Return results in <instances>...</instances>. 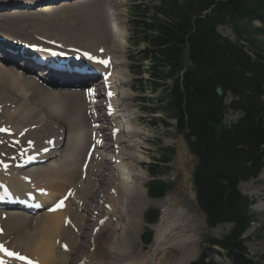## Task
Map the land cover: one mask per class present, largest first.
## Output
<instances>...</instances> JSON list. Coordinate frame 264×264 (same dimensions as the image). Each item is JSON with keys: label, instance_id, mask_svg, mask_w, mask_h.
<instances>
[{"label": "bare ground", "instance_id": "1", "mask_svg": "<svg viewBox=\"0 0 264 264\" xmlns=\"http://www.w3.org/2000/svg\"><path fill=\"white\" fill-rule=\"evenodd\" d=\"M39 1L43 2V5L38 8L41 14H36V11L33 12L34 15H32L33 13L30 15L19 13L12 20L14 24L9 25L0 22V29L12 30L24 35L23 39L14 40L13 44L0 46V57L4 59L3 62H0V129H7L12 133L11 136H6L0 131V159L4 164L5 158L12 160L11 155L15 154L14 151L17 155L20 150L27 155L39 153L42 149H48V152L45 155H38L41 159L45 158L43 164L23 169L25 171L19 173L13 171L2 172L1 165L0 182L9 183L16 194L31 189L53 203L64 197L63 206L55 208L54 211H50L51 208H46L40 212L27 215L0 210V241L5 249L25 255L37 264H71L72 262L80 264L82 259L86 260V264H110L108 261H98V257L105 259L106 257L103 255H110L114 245L108 247V241L105 240L97 248L103 253L99 255L101 251H97V253L95 251V243L99 238L95 235L101 227L102 229L106 227L110 218L113 221L118 218L117 213L112 216L108 215V213L115 212L110 201L113 197L115 200L119 198V200H122L121 193L125 189L128 194L127 200L129 201L130 198L131 204L133 200L144 207L154 203L160 209L158 222L152 225L153 237L151 243L145 245L141 241L140 232L136 236L139 245L142 247L141 253L144 254L147 250V255L144 256L142 264H155L154 260L160 249L168 246L167 250L170 252L176 246L175 244L180 247L182 243L193 240L192 238L198 234L197 230H202L204 227V222L200 218L198 219L195 212H188L183 204L182 197H178L173 193H168L157 201L146 198L143 186L148 180L147 175L130 171L128 156L124 157L123 155L125 151L127 153L131 152L130 157H133V162L136 161L134 167L136 166L140 171H143L142 166L148 161L140 156V152L145 154V146L138 141L143 132L135 127L137 117L130 110L134 96L127 92L123 94L115 91L114 93L112 89L113 85H126L128 82V79H123L125 77H119L115 69L116 65L126 64L125 49H120L126 39L119 34V26L111 25L114 34L111 37L113 40H109L104 8L97 0L62 1L60 4L58 2L51 3L53 0ZM114 1L115 4H120L119 0ZM9 4V0H0V9L9 6ZM64 9L67 11L79 10L80 13L78 12L79 15L74 16L66 13ZM2 12H5V9ZM16 12L18 11L12 13ZM109 13L112 15V12ZM48 15L52 16L42 17ZM71 18L78 20L76 21L78 22L77 28L70 24ZM57 28L60 31L51 30ZM38 31L43 34V38L42 35L35 34ZM25 35L37 37L44 41V46L49 48L51 54H67L70 51L68 48L73 47L82 51H92L96 58H108L107 56L114 53L118 54V57L123 58V60L122 62H112L113 72L106 81L100 80L92 84L89 83L88 86L90 87L87 89L89 100L86 101L82 92L77 91L80 84L78 86L70 85L87 81L35 66L27 59V57H32L41 61L45 58V55L38 49L31 53L21 51L19 45L23 42L28 45L30 43L28 36ZM46 35H57L58 38L52 39L46 37ZM62 38L64 39L60 41ZM50 41H53L55 45L47 44ZM111 42L113 43L111 44ZM75 43H84L86 47L80 48ZM99 43H102L104 47L99 45V51L93 50L96 49L95 46ZM120 44L122 45L120 46ZM8 50L15 52L14 59H12V55ZM22 64L29 65L28 68L39 69L40 73L49 74L50 76L41 78L39 75L29 72L26 69L27 66L23 67ZM58 81L63 84L66 83V85H60ZM101 88H106L107 91H103ZM101 94L106 97L105 103H110L108 104L110 108H105L103 111L106 116V111L111 110L112 116L104 118L105 121L113 123L110 127V133L99 129V126L103 127L104 125H93V128H91L90 123L95 122L94 119H88L87 115L88 109L90 112L91 110L96 111L102 106L100 99L95 101L92 99ZM126 94L131 95V97L126 96ZM33 102H35L36 107L32 106ZM26 109L28 114L23 113ZM2 118H6V121L1 122ZM121 118L126 121L129 120L133 125L130 132L135 139H129L133 147H130L129 143L123 139L125 128L121 122L116 121V119L120 120ZM95 128L97 129L96 136L94 135V138H92ZM64 134L66 135L65 140L64 136L62 137ZM112 135H114L113 145L115 146L110 151L116 152L114 159L108 158L104 152L105 150H102V145L106 144L108 138ZM169 143L170 141L166 144ZM91 145L94 146L92 153L88 151ZM113 145L110 146L113 147ZM178 153L180 152L178 151ZM36 160L32 159L33 162ZM128 174H131V177ZM122 175L132 180L130 182L131 186L134 183L129 189L124 185L125 182L122 183ZM115 179L118 181H115L112 186L106 187L107 181ZM263 179L264 174L261 172L256 180ZM238 187L245 192L246 186L243 183H240ZM98 188L103 190H98ZM70 190L71 195H69ZM108 190L110 194H107L105 199L103 195ZM254 190L258 194V192L264 190V187L257 186ZM93 198H99V201H91ZM30 201L31 203L37 202L36 199ZM94 206L98 209L91 211L92 217L88 220L86 217L87 212H89L90 207L94 208ZM258 208L264 210V204L258 205ZM119 210L123 212L120 206ZM142 210V208H139L137 212L139 220H141L139 214ZM3 213H6V216ZM137 218L132 214L131 217L128 216V227L129 225L133 227L138 225L139 220ZM66 219L69 221L68 223L65 222ZM103 221H105L104 224ZM95 226L97 228L93 229ZM19 227L23 229L26 227L34 228L38 230V234L33 235V233L27 232L17 234L16 229ZM139 229L140 226L138 225L136 231ZM116 230L123 234L118 237L117 250L111 259L114 260L115 257H118L120 259L118 264H133L129 262V258L125 257L127 253L125 249L130 245H124L125 241L130 240L125 221H123L121 227L115 228L113 224L108 236L113 237L112 233ZM91 231L93 238H85L83 234L90 235ZM4 232L6 233V240L2 237ZM78 238L87 243V250H92L90 254L97 257L89 254L79 255V252H81L79 241L81 240L78 241ZM84 238L85 240H83ZM172 244L174 246H170ZM104 250L107 251V254L104 253ZM194 251L195 248H193V253ZM136 255H139V253ZM184 261L181 255L178 262L184 264ZM5 263L21 264L15 259L9 258L5 259Z\"/></svg>", "mask_w": 264, "mask_h": 264}, {"label": "trees", "instance_id": "2", "mask_svg": "<svg viewBox=\"0 0 264 264\" xmlns=\"http://www.w3.org/2000/svg\"><path fill=\"white\" fill-rule=\"evenodd\" d=\"M158 1L159 6L151 13L145 8L132 26L133 38L143 33L142 41L149 47L142 56L149 59V90L167 88L170 79L166 106L177 129L188 131L185 139L197 159L193 171L197 200L207 224L233 222L232 231L216 243L237 264H252L242 255L238 238L253 219L250 202L235 187L255 177L264 165V52L252 39L261 31L252 22L264 23V0ZM218 26L227 27L236 41L222 37ZM241 39L250 44L254 58ZM218 86L220 96L215 92ZM225 93L232 96L227 105ZM226 109L241 114L228 127L221 122ZM164 190L161 182L147 187L152 197ZM193 264L215 263H205L201 256Z\"/></svg>", "mask_w": 264, "mask_h": 264}, {"label": "rangeland", "instance_id": "3", "mask_svg": "<svg viewBox=\"0 0 264 264\" xmlns=\"http://www.w3.org/2000/svg\"><path fill=\"white\" fill-rule=\"evenodd\" d=\"M99 1L104 8L106 31L109 34V40L110 41L113 40L111 39V37L114 34L113 28H111L110 23L111 24L117 23V27L119 26V34L123 35L126 39L123 46H121L122 44H120L121 46L120 49L121 50L125 49L126 64L122 66L116 65L115 69L119 77L121 78L125 77L123 79L124 80L128 79V82L126 85L124 84L123 85H113L112 87V89H114L113 92L115 93V91H117V93H123V94L127 92L131 94L132 96H134L133 97L134 99L131 102L130 110H132L133 115H136L137 117L135 127L139 131L143 132V135H140V139H138V141L141 142L143 146H145V149H144L145 154L140 152V156H142V158H144L145 160L147 159L148 161L145 162L144 165L142 166L143 171H140L138 168H136V166L134 167V165L136 164V161L134 160L135 161L134 163H130V164H133L130 167V171L135 172V173L138 172L139 174L145 173L146 169L153 170L154 172H159L158 176L156 175L153 176L154 180L152 182H157L156 179L159 178L161 181H163V183L167 186L168 189H167V192H165V194L162 197L154 198V200L156 201L160 200L164 196H166V194L173 193L177 195L178 197H182L183 204L185 205L188 212L190 213L195 212L198 219L200 218L201 221H203L204 216L201 214L200 209L196 206L194 202V192H193V188L191 185V177L190 175H188L189 174L188 169L190 170L194 169L195 158H193L192 155L189 154L190 156L189 162L187 160L188 153L186 152L185 147L183 145L184 140L181 137V132L176 129L175 120L172 118V115H171L172 113L167 109V106H166V103L168 102V97L164 95L162 91L150 93L148 89H144V90L140 89L142 86L144 87V84H148L146 74L142 76V79H139L140 82L134 81L135 76L133 72L137 70H142L143 64L145 67L149 65V62L143 61V64H141L140 62L143 54L146 53L149 47H147L146 43L142 42L143 33H139L137 37L133 38L135 41L131 39L135 33L132 32V29H131L132 25H130L131 19L129 18V16L130 14L137 13V12L141 14L144 8H151L154 2H151L149 0H119L121 5L109 3L108 5H110V7H107V0H99ZM130 4H134V5H130ZM135 4H137L139 7L135 8L133 12L131 11V9H133V6H135ZM105 5H106V8H105ZM64 10L66 11V13H69L70 15H74V16H77L80 13L79 10H71V11H67L66 9ZM112 10L113 12L118 14L119 17L118 18L115 17L111 21L109 12H111ZM49 16H52V15L42 16V17H49ZM71 19L72 21L74 20L75 22L71 21L70 24L73 25L75 28H77L78 22L76 21L78 20L76 18H71ZM256 25L258 26L259 24H256ZM51 30L60 31L58 28L51 29ZM217 31L222 37H225L229 39L230 41H234L235 36L232 34V32L227 27L218 26ZM35 34L40 35V36L42 35L41 37L43 38V34L41 32L38 31ZM46 37H49L52 39L58 38L57 35H46ZM252 38L255 40L257 46L261 48V51L264 52V24L262 25L261 34L254 36ZM63 39L64 38H62L60 41H62ZM136 40L138 41V44H135ZM57 43H60V42H57ZM112 43L113 42H111V44ZM242 43H243L244 50L248 53L250 57L254 58L253 56L254 54L253 52H251V49L248 45L249 43H247L246 41H242ZM75 45H77L80 48L86 47V44L84 43L83 44L75 43ZM99 45L104 47L102 43H99L95 46L96 49H93V50L99 51L98 50V48L100 47ZM110 56L112 57L114 62H122L123 60V58L118 57V54L113 53V55L111 54ZM136 87L139 89L135 90ZM129 94H126V96L131 97V95ZM97 99H100V98H97ZM100 100L102 102L103 98H101ZM128 101H131V100H128ZM103 102L100 108H103V109L110 108V106L108 105L110 103L104 104ZM32 106L36 107L35 102H33ZM101 111H98L96 115L103 117V113H100ZM23 113L28 114V110L27 109L24 110ZM237 117L238 115L236 113L227 111V113L223 117L222 122L223 124L228 125L229 123L234 121ZM2 121H6V118H2L1 122ZM118 121H119L118 123L120 122L122 123V126H124L125 130L127 131H129L131 127H133V125H131L130 122H126L124 118H121L120 120L118 119ZM100 124L104 125L103 127L99 126L100 130L111 132L110 127L112 126V124H103L101 120L99 122V125ZM106 127L107 129H105ZM169 141L170 143L166 144ZM110 149H113V147L110 146V143H109V145L107 144L105 148L106 156H108V158L110 157L111 159H114L115 153L111 152ZM178 151L180 153H178ZM130 160H132V158ZM112 164L114 165V163ZM135 169H138V170L136 171ZM261 172H263L264 174V168H262L260 173ZM122 177H123L122 183L125 182L124 185H126L128 189L133 186L134 183L132 184V186L130 185V182L132 181L131 179H128L125 175H122ZM129 177H131V174L129 175ZM147 177H148V180L144 183V186H143L145 195H146L145 187L146 185L151 183V181H149L151 177L150 176H147ZM115 181H118V180L115 179V180L107 181L106 187L112 186ZM134 182H135V179H134ZM239 184L240 183L237 182L235 189L238 191L240 195L246 197L250 202H252V205L250 206V212L255 215V221L252 224H250V227L248 228V230L241 233L242 234L241 238L242 240L245 241V244L242 243V246L244 245L245 252L249 260H251L253 263H256V264H264V210H259L258 208V205L264 204V190L262 192H258V194L254 190V188H256L257 186L264 187V179L256 180V177H255L252 182H248V181L243 182L244 186H246L245 192L239 189L238 187ZM98 190H103V189L98 188ZM125 191L126 190L124 189V191L121 193L122 200H119L120 198L118 200H115V198L113 197V199L110 201L111 207L114 208L115 212L110 213V214L108 213V215L112 216L114 215V213H117L118 214V218L116 219L117 223L116 221H113L110 218V221L107 224L105 223L106 227L104 229H102L101 227L98 233L95 235L99 238L97 242L95 243L96 253L97 251H101L97 248L101 246L105 240L108 241V247H111L114 245V249L112 250L111 254L103 255L104 257H106L105 259L103 257H98V261L100 260L104 262L108 261L110 264H118V262H120V259L118 257H115L114 260L111 258H112V255H114L117 250L118 237L122 235L123 233H120L118 230H116V232L112 233L114 235L113 237H110L108 235L111 232V228L113 224L115 228L121 227L123 226V221H125L126 229L129 231L128 238H130V240H127L124 242V245L130 244L129 247L125 249V251L127 252L125 257L129 258L128 259L129 262L133 264H142L144 260V256L147 255L146 253L147 250L145 251L144 254L141 253L142 247L139 245V242L137 241L136 236L138 235L139 232L140 234L144 232L153 234L152 225L158 222V218L160 216V209L158 205L154 203L149 204L146 207H144L142 205L140 206L139 204L136 203L135 200H133V203L131 204V199L129 198V201L127 200L128 194ZM107 194H110L109 190L108 192L106 191L103 195L105 199L107 198ZM146 198H147V195H146ZM148 199H151V198L148 197ZM91 201L98 202L99 198H93ZM119 206L120 208L123 209V212L119 210ZM139 208L143 209L141 213L139 214V218L141 216L142 220H139L137 218V212ZM93 209H98V208L96 206H94V208L90 207V210L89 212H87V215H86L88 220H90L92 217L91 211ZM146 211L153 212L154 221L152 223L146 221L145 219ZM131 214L132 216L134 215V217L139 220L138 225L140 226V229L138 231H136V227L138 225H136L135 227L130 226V225L128 227L127 225L128 223L127 218L128 216L131 217ZM104 222L105 221H103V224ZM96 228L97 226L93 227V229H96ZM231 228H232V225L227 224L225 222L223 223L219 222L215 227H212V228L210 227L207 228L205 224L202 230H197L198 234L197 236L192 238L193 240H189L187 242L182 243L180 247L179 245L175 244L176 246L174 247V249L170 250V252L167 250L168 246H166L163 249H160L158 253L156 252L157 255L155 254L156 257H155L154 263L155 264H182L178 262L179 258L182 255V257L185 260L184 264H191L192 261H196V260L198 261L201 256H203V262L205 263L211 261L216 264H237L235 259L232 256L228 255V252L224 248L222 249L218 246L215 247L214 245L213 246L209 245V242L212 240L213 241L222 240L223 237H225L226 235L230 233ZM24 232L33 233V235L38 234V230L34 228L26 227L25 229H23L19 227L16 229L17 234H23ZM83 235L85 236V238L87 237L93 238L92 231L90 235H86V234H83ZM5 236H6V233L4 232L2 235L4 240H6ZM85 238L83 240H85ZM79 240H81V238H78V241ZM89 241L90 240L88 239V242ZM87 245L88 244L83 242L82 240L79 241V246H80V251H81L79 252V255L89 254L90 256H94L90 254L92 250L90 251L87 250ZM170 246H174V244ZM193 248H195L194 253H193ZM104 253L107 254V251L104 250ZM138 253L139 255H136ZM102 254L103 253L101 251L99 255H102ZM132 255L134 256L131 257ZM94 257H97V256H94ZM71 264H75V262H72ZM80 264H86V260L82 259L80 261ZM97 264H101V263H97Z\"/></svg>", "mask_w": 264, "mask_h": 264}, {"label": "snow or ice", "instance_id": "4", "mask_svg": "<svg viewBox=\"0 0 264 264\" xmlns=\"http://www.w3.org/2000/svg\"><path fill=\"white\" fill-rule=\"evenodd\" d=\"M101 51H102V50H101ZM85 55H88V58H89V59H92V60H95V59H96L95 57H92V56L89 55V54H85ZM99 62H100V63L107 64V61H106V60L99 61ZM0 131H7V129H0ZM69 195H71V190L69 191ZM62 206H63V201L61 200L60 202L57 203V205H56L54 208L50 209V211H54L55 208L62 207ZM65 222L68 223L69 221H67V219H66ZM65 247H66V246H65ZM0 250L4 251L6 254H8V255H10V256H13V257H15V258H17V259L25 260V261L27 260V257L20 256L18 253H15V252H9L7 249H5V248L3 247V245H0ZM28 264H32V262L29 261Z\"/></svg>", "mask_w": 264, "mask_h": 264}, {"label": "water", "instance_id": "5", "mask_svg": "<svg viewBox=\"0 0 264 264\" xmlns=\"http://www.w3.org/2000/svg\"><path fill=\"white\" fill-rule=\"evenodd\" d=\"M215 92H216V94L218 95V96H220L221 95V88L220 87H217L216 88V90H215ZM228 96H230L229 94H227V96H226V100H228ZM191 181H192V184H193V179H192V176H191Z\"/></svg>", "mask_w": 264, "mask_h": 264}]
</instances>
